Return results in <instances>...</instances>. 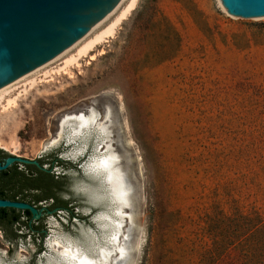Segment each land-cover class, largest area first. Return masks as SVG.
Wrapping results in <instances>:
<instances>
[{
    "label": "rangeland",
    "instance_id": "obj_1",
    "mask_svg": "<svg viewBox=\"0 0 264 264\" xmlns=\"http://www.w3.org/2000/svg\"><path fill=\"white\" fill-rule=\"evenodd\" d=\"M74 65L26 91L20 81L16 103L0 110V149L68 177L51 188L73 206L48 213L51 201H39V216L22 215L16 236L0 223L1 264H54L55 237L88 250L96 236L104 242L99 216L115 217L113 203L101 180L79 176L97 130L48 142L62 116L89 110L109 130L97 154L109 143L130 187L117 263L240 264L235 249L203 258L222 243L227 214L264 217V17H229L220 0H137L115 34Z\"/></svg>",
    "mask_w": 264,
    "mask_h": 264
},
{
    "label": "water",
    "instance_id": "obj_2",
    "mask_svg": "<svg viewBox=\"0 0 264 264\" xmlns=\"http://www.w3.org/2000/svg\"><path fill=\"white\" fill-rule=\"evenodd\" d=\"M122 1L0 0V86L56 57L67 46L86 34L92 26L116 10ZM220 3L229 17H264V0H220ZM85 133L89 132H84V135ZM100 137L102 136L97 132L89 161L92 155L97 154L95 146ZM84 146L85 142L82 147ZM82 147H79L81 152H77V148L68 155L76 158L83 152ZM89 161L83 162L80 167H83L87 174L101 180L108 191L101 176L90 170ZM13 163L19 166L33 164L43 171L51 172V168L41 165L38 159L14 153L0 161V170ZM0 207L28 210L32 218H37L41 211L29 202L7 198H0ZM60 210L68 211L66 208L56 207L47 212Z\"/></svg>",
    "mask_w": 264,
    "mask_h": 264
},
{
    "label": "bare ground",
    "instance_id": "obj_3",
    "mask_svg": "<svg viewBox=\"0 0 264 264\" xmlns=\"http://www.w3.org/2000/svg\"><path fill=\"white\" fill-rule=\"evenodd\" d=\"M136 2L137 0H123L116 10L92 26L86 34L67 46L56 57L33 67L15 79L0 86V110L1 108L4 110L16 103V99L21 90L17 94L15 93V95L11 92H13L15 85L20 81H24L25 86L22 90L26 91L27 85L32 87L37 83V80L42 81L44 78L46 79V76L49 79L48 76L61 73L62 71L63 74L71 65H77L81 57L94 51L97 46L102 45V43L115 34L117 27L134 8ZM73 49L74 52L67 56L60 65L51 66L52 63L64 57V55L70 53ZM41 71L43 72L41 73ZM42 75L44 76L41 77ZM97 118V113L94 110H89L87 114L81 111L77 114L62 116L59 121L57 138L48 141L49 145L57 142L65 130H69L70 135L73 137L82 133L84 134V132L90 131V129L97 130L100 136H102V140L105 141L104 139L109 137V130L107 125L102 121H97ZM73 137L70 138L72 139ZM45 146L47 147L46 144ZM98 149L99 144L97 143L95 150L97 151ZM79 150L81 152L80 148ZM104 150L102 154L92 156L89 168L93 173L101 176L104 184L108 188V194L114 207L113 212L116 216L112 217L108 212L99 216L101 223H103L102 228H109V231L107 232L105 230L106 233H104L105 236L103 235L105 238L103 243L100 242L98 236L94 238L92 243L96 246H90L91 249L89 248L92 253L91 251L88 252L89 250L85 249L86 247L84 248L72 240H63L60 237L53 238L49 242V245L51 248L53 247L57 250V256H55L57 258H55L54 264H118L116 258H121L125 251L124 241L120 243V234L124 219L123 209L129 205L130 187L126 184L122 173L123 171L118 165V155L110 148L109 143H106ZM114 254H118L119 256L114 257ZM52 263L49 262V264Z\"/></svg>",
    "mask_w": 264,
    "mask_h": 264
},
{
    "label": "trees",
    "instance_id": "obj_4",
    "mask_svg": "<svg viewBox=\"0 0 264 264\" xmlns=\"http://www.w3.org/2000/svg\"><path fill=\"white\" fill-rule=\"evenodd\" d=\"M8 155L0 149V161ZM38 161L43 164L41 159ZM16 164L0 170V198L24 200L31 192L36 191L37 194L30 201L53 198L52 205L68 206V200L58 199L51 188L52 183L60 187L62 182L69 180L68 177L55 176L52 172L43 171L33 164H25L36 172L34 176L24 169H19ZM67 191L72 193L70 189ZM22 215L30 217V212L12 207H0V223L10 226L12 236H16L13 226L21 222ZM223 223L222 243L214 241L211 257L203 259L210 262L216 260L222 252L235 249L239 253L240 264H264V217L252 209L250 211L235 210L227 214Z\"/></svg>",
    "mask_w": 264,
    "mask_h": 264
},
{
    "label": "flooded vegetation",
    "instance_id": "obj_5",
    "mask_svg": "<svg viewBox=\"0 0 264 264\" xmlns=\"http://www.w3.org/2000/svg\"><path fill=\"white\" fill-rule=\"evenodd\" d=\"M53 161V159L50 161V162H52ZM40 163V162H39ZM14 164V163H13ZM13 164H11V165H13ZM10 165V166H11ZM17 166H18V168L19 169H24V170H26V172H29V174H32V175H34V176H36V172H34V170L33 169H29L28 167H26L25 165L24 166H19L18 164H16ZM41 165H44V164H41ZM9 167V166H8ZM48 173H50V172H48ZM84 174V175H83ZM83 174H81V175H79V176H85V174H87V173H85V172H83ZM88 193L87 194H89L90 195V199L91 200H95L96 199V191H95V193L93 194L92 192H90V191H87ZM91 193V194H90ZM17 198H19L18 196H17ZM21 198V197H20ZM12 200V199H11ZM28 200H29V203H31V204H33V205H35L38 209H40L39 208V206H38V202L39 201H41V200H38V201H35V200H32V201H30V199H28V198H26L25 197V199L24 200H22V201H26V202H28ZM42 200H44V201H51L48 205H46L45 206V210L46 211H48V210H52V209H54V208H56V207H59V208H66V209H68V212H70V213H73V206L70 204V203H68V206H66V207H61V206H58V205H52V203H53V201H54V199L53 198H47V199H42ZM30 218H32L31 217V214H30ZM30 229H32V230H36V231H42V226H37V227H35V226H32V225H29L28 226Z\"/></svg>",
    "mask_w": 264,
    "mask_h": 264
}]
</instances>
